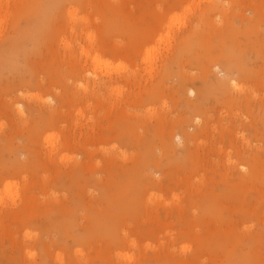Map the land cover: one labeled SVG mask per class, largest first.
Instances as JSON below:
<instances>
[{
  "label": "rangeland",
  "instance_id": "374dc122",
  "mask_svg": "<svg viewBox=\"0 0 264 264\" xmlns=\"http://www.w3.org/2000/svg\"><path fill=\"white\" fill-rule=\"evenodd\" d=\"M0 264H264V0H0Z\"/></svg>",
  "mask_w": 264,
  "mask_h": 264
},
{
  "label": "bare ground",
  "instance_id": "6f19581e",
  "mask_svg": "<svg viewBox=\"0 0 264 264\" xmlns=\"http://www.w3.org/2000/svg\"><path fill=\"white\" fill-rule=\"evenodd\" d=\"M96 58H98V56L96 57ZM109 73V72H108ZM234 82H236V81H234ZM210 233V232H209ZM236 235H237V233H235ZM238 236H240V235H238ZM236 239H238V237H236ZM234 246H236V245H234Z\"/></svg>",
  "mask_w": 264,
  "mask_h": 264
}]
</instances>
